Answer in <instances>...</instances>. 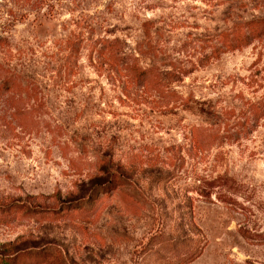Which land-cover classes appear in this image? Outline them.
<instances>
[{"label":"rangeland","instance_id":"rangeland-1","mask_svg":"<svg viewBox=\"0 0 264 264\" xmlns=\"http://www.w3.org/2000/svg\"><path fill=\"white\" fill-rule=\"evenodd\" d=\"M0 264H264V0H0Z\"/></svg>","mask_w":264,"mask_h":264},{"label":"trees","instance_id":"trees-1","mask_svg":"<svg viewBox=\"0 0 264 264\" xmlns=\"http://www.w3.org/2000/svg\"><path fill=\"white\" fill-rule=\"evenodd\" d=\"M221 34V33H220ZM241 32L237 29L231 30L230 33L223 31L222 32V40L220 41V46L215 47L214 51L218 50L222 45L225 47L232 48L236 46V42L238 40H243L246 39V34H243L242 38L240 39ZM212 52V51H210ZM129 66V69L137 76L144 78L146 75L150 74L153 72V67L148 66V67H140L139 65L135 63H131Z\"/></svg>","mask_w":264,"mask_h":264}]
</instances>
